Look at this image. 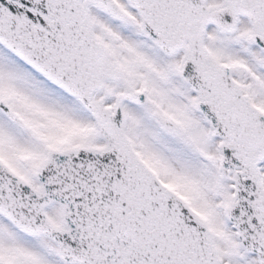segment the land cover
Returning <instances> with one entry per match:
<instances>
[{
    "label": "snow or ice",
    "instance_id": "1",
    "mask_svg": "<svg viewBox=\"0 0 264 264\" xmlns=\"http://www.w3.org/2000/svg\"><path fill=\"white\" fill-rule=\"evenodd\" d=\"M0 264H264V0H0Z\"/></svg>",
    "mask_w": 264,
    "mask_h": 264
}]
</instances>
